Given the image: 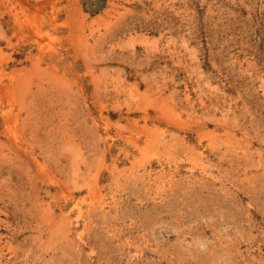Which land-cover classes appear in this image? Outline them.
<instances>
[{
	"label": "rangeland",
	"instance_id": "1",
	"mask_svg": "<svg viewBox=\"0 0 264 264\" xmlns=\"http://www.w3.org/2000/svg\"><path fill=\"white\" fill-rule=\"evenodd\" d=\"M0 264H264V0H0Z\"/></svg>",
	"mask_w": 264,
	"mask_h": 264
}]
</instances>
